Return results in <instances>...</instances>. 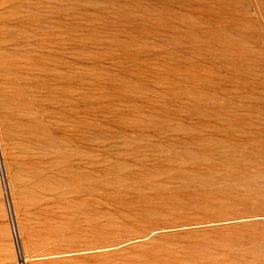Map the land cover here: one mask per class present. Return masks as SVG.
I'll use <instances>...</instances> for the list:
<instances>
[{"label": "rangeland", "instance_id": "rangeland-1", "mask_svg": "<svg viewBox=\"0 0 264 264\" xmlns=\"http://www.w3.org/2000/svg\"><path fill=\"white\" fill-rule=\"evenodd\" d=\"M0 264H264V0H0Z\"/></svg>", "mask_w": 264, "mask_h": 264}, {"label": "bare ground", "instance_id": "bare-ground-1", "mask_svg": "<svg viewBox=\"0 0 264 264\" xmlns=\"http://www.w3.org/2000/svg\"><path fill=\"white\" fill-rule=\"evenodd\" d=\"M22 258V257H21ZM23 260V259H22Z\"/></svg>", "mask_w": 264, "mask_h": 264}]
</instances>
